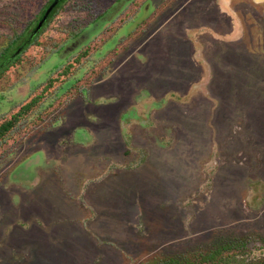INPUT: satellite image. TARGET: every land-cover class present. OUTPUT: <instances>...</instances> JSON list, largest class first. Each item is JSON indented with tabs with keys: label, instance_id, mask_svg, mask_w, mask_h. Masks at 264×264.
Returning a JSON list of instances; mask_svg holds the SVG:
<instances>
[{
	"label": "rangeland",
	"instance_id": "rangeland-1",
	"mask_svg": "<svg viewBox=\"0 0 264 264\" xmlns=\"http://www.w3.org/2000/svg\"><path fill=\"white\" fill-rule=\"evenodd\" d=\"M45 1L0 0V48ZM11 118L0 264H67L63 232L122 264L264 258V0H64L0 75ZM126 169L153 195L98 212Z\"/></svg>",
	"mask_w": 264,
	"mask_h": 264
},
{
	"label": "crops",
	"instance_id": "crops-1",
	"mask_svg": "<svg viewBox=\"0 0 264 264\" xmlns=\"http://www.w3.org/2000/svg\"><path fill=\"white\" fill-rule=\"evenodd\" d=\"M100 183L97 184L99 187L97 185H94V187H92V192L90 196L92 203L94 201H98L97 204H100V210L98 212H104L106 210V213L108 212L112 215H117V213H119L120 211V208H122L123 210L127 209V211L131 210L135 201H138L139 204H143L147 200L148 196L153 195V191L147 189L144 186L145 181L141 179L138 170H135L133 173H130L129 170L126 169L124 174L119 175V181L115 180L112 183L106 182L105 184H103V182L102 184ZM97 224L98 225L96 226L99 227L100 223H98V221ZM104 224L107 225L106 222H104ZM62 236L63 238L58 242H60V246H64L65 251H67L65 252L64 257L67 264H89V261H91L92 257H94V252H96L97 254L102 253V256L104 254L105 258L102 261L99 259L93 260L94 262L96 261V263L98 262V264H122L123 250L115 248L113 246L114 244L112 245V242L108 243V245L114 247V249L109 248V246L107 249L100 248L101 244L99 242H96L95 240H92V237L89 236V234L87 233H80L79 235H75L73 234V232L70 234L68 232L64 234L63 232ZM130 237L131 236H127V239L129 240ZM32 238L33 240L36 239L37 242L41 243V250L44 256L43 261H46V257L48 255H51L52 253L56 254V252H54L56 248L51 247L54 244L48 243L47 241L43 240V238H40V236L30 237L28 242L31 244H33V242H31L33 241L31 240ZM59 252H62V250H59ZM75 252H77L78 254L77 260H75L73 257V254Z\"/></svg>",
	"mask_w": 264,
	"mask_h": 264
},
{
	"label": "trees",
	"instance_id": "trees-1",
	"mask_svg": "<svg viewBox=\"0 0 264 264\" xmlns=\"http://www.w3.org/2000/svg\"><path fill=\"white\" fill-rule=\"evenodd\" d=\"M51 1L52 0H46L42 5L43 8H46ZM63 2L64 0H60L59 3L53 8L48 18L43 23L42 27L36 32V34L31 38L29 42L25 43L31 31L33 30L38 20L40 19L39 14L41 11L39 10L36 13H34L30 19L25 21L22 27L19 30L15 31L14 34L7 40L6 44L0 48V75L5 70V68H7L9 65L14 63L19 58L22 51L36 39L38 34L42 31V29L45 27L47 22L51 19V17L55 14V12L58 10V8L61 6ZM22 45L24 46L21 49V51L15 54L16 50L20 48V46ZM12 124H13L12 118L0 124V134H2L3 131L8 129ZM213 256L214 254H212L209 257H213ZM220 261L223 264H262L264 263V258L245 262L243 260L237 259L235 255L231 254L224 256L223 258L220 259ZM156 264H179V263L175 258H168L167 260L166 259L162 260ZM185 264H190V263L185 262Z\"/></svg>",
	"mask_w": 264,
	"mask_h": 264
},
{
	"label": "water",
	"instance_id": "water-1",
	"mask_svg": "<svg viewBox=\"0 0 264 264\" xmlns=\"http://www.w3.org/2000/svg\"><path fill=\"white\" fill-rule=\"evenodd\" d=\"M60 0H52L49 5L44 9L42 15L40 16V19L38 20L37 24L31 31L30 35L28 36L25 43L29 42L31 38L36 34V32L42 27L45 20L48 18L50 12L53 10V8L59 3ZM24 45H22L20 48H18L15 52V54L19 53ZM14 54V55H15Z\"/></svg>",
	"mask_w": 264,
	"mask_h": 264
},
{
	"label": "flooded vegetation",
	"instance_id": "flooded-vegetation-1",
	"mask_svg": "<svg viewBox=\"0 0 264 264\" xmlns=\"http://www.w3.org/2000/svg\"><path fill=\"white\" fill-rule=\"evenodd\" d=\"M21 47V46H20Z\"/></svg>",
	"mask_w": 264,
	"mask_h": 264
}]
</instances>
